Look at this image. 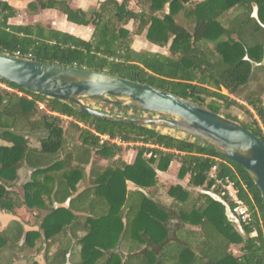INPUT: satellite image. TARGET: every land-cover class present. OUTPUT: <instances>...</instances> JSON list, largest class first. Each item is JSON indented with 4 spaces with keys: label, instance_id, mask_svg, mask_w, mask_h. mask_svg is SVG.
<instances>
[{
    "label": "trees",
    "instance_id": "trees-1",
    "mask_svg": "<svg viewBox=\"0 0 264 264\" xmlns=\"http://www.w3.org/2000/svg\"><path fill=\"white\" fill-rule=\"evenodd\" d=\"M131 1L105 0L87 11L71 9L61 0H37V4L28 6L31 12L38 6L61 12L70 23L92 25L90 40L40 25L10 26L8 20L16 12L0 2V55L30 54V59L36 62L107 73L199 106H205L210 99L206 108L216 114H220L217 102L225 103L226 109L234 106L250 114L246 106L230 95L236 96L248 86L252 64L263 61L264 29L251 18V11L255 4L258 21L264 25V0L195 3L135 0L139 11L129 8ZM229 11L230 15L226 16ZM225 17L227 21L223 22ZM130 22L132 31L126 27ZM142 34L150 44L167 47L168 55L133 50L134 38ZM0 84L21 94L0 87V137L8 143L0 146V210L14 213L23 207L45 208L42 195L52 190L55 201L62 203L86 179L84 166L90 165V187L71 201L69 210H53L43 221L46 238L61 243L50 258L51 264L66 262L70 249L61 240L65 228L71 232L85 230L84 236L76 239L81 246L79 264H121L111 251L123 232L124 217L126 229L121 243L125 249L130 246L128 252L140 250L144 237L153 245L164 244L168 238L164 226L168 214L140 191L127 192L126 183L145 191L155 188L157 172H167L172 164L179 165L177 178L187 179L189 187L221 196L220 189L213 188L214 180L209 178V172L216 167L217 178L228 179L238 198L248 207L251 222L242 225L243 237L228 222L220 203L207 195H194L181 186H170L166 191L173 201L170 206L185 224L200 227L198 236L205 242L197 257L188 238L163 245L161 256L176 257L180 264H264L261 193L242 166L223 157L213 146L191 136L189 139L164 132L160 127L93 117L72 103L27 91L1 79ZM221 88L227 95L221 93ZM244 101L253 108L260 125L257 119L247 124L238 122L240 119L236 117L226 118L264 142V105L252 97ZM256 102L260 105L255 106ZM40 105L44 110L39 109ZM97 111L129 117L137 113L105 102L102 110ZM30 136L37 138L38 148L29 146ZM122 145L136 152L130 164L121 160ZM94 158L108 164L101 166L93 162ZM23 167L34 172L31 182L23 185L22 201L7 187L18 178ZM221 197L233 208L226 196ZM72 210L88 217L74 215ZM181 233L193 235V232ZM39 239V234L30 233L26 245L33 247ZM1 241L5 248L4 235ZM232 245L239 246L238 257L230 251ZM154 262L155 256L149 252L126 264Z\"/></svg>",
    "mask_w": 264,
    "mask_h": 264
},
{
    "label": "water",
    "instance_id": "water-1",
    "mask_svg": "<svg viewBox=\"0 0 264 264\" xmlns=\"http://www.w3.org/2000/svg\"><path fill=\"white\" fill-rule=\"evenodd\" d=\"M0 79L48 98L72 103L79 111L93 117L168 128L199 139L213 146L226 159L242 166L264 200V142L238 123L219 114L170 93L107 73L11 56L0 55ZM81 99H101L110 105L162 115L163 118L103 113L84 105ZM197 192L220 203L228 222L241 236H245L226 201L213 191L200 189Z\"/></svg>",
    "mask_w": 264,
    "mask_h": 264
},
{
    "label": "crops",
    "instance_id": "crops-1",
    "mask_svg": "<svg viewBox=\"0 0 264 264\" xmlns=\"http://www.w3.org/2000/svg\"><path fill=\"white\" fill-rule=\"evenodd\" d=\"M92 1V2H91ZM105 0H71L69 5L74 10L84 11L97 8L99 3ZM120 1V0H118ZM192 2H198L202 0H191ZM0 2L6 3L8 6L15 10V16L8 20V25L10 26H37L40 25L47 29L58 30L61 32L68 33L75 37H78L83 40H90L93 34V28H88V26H79L70 22H65L64 19L57 14L55 15L52 9L42 10L38 8L35 12H31L28 9V6L32 3L37 4V0H0ZM71 8V9H72ZM139 11V10H138ZM257 6L252 4L251 18L258 21L257 18ZM231 11H229L226 16H229ZM64 16V15H63ZM65 20L66 17L64 16ZM227 21V17L223 20ZM264 27V26H263ZM140 37V36H137ZM235 37V36H233ZM136 38V37H135ZM132 45L133 50L138 51L134 48L136 41ZM152 45V44H151ZM153 50L149 52L159 53L162 55L165 54V48H159L154 45ZM147 51V50H145ZM168 55V54H167ZM259 76H262V79L259 80ZM264 56L263 61L260 64H255L252 67L251 84L252 95L250 97L261 100L262 105H264ZM258 81V82H257ZM248 84V85H249ZM246 103V102H245ZM247 105V103H246ZM260 105L258 102L255 103V106ZM251 107V106H250ZM252 108V107H251ZM253 109V108H252ZM254 111V110H253ZM255 112V111H254ZM256 115V113H255ZM257 117V116H256ZM259 125L260 121L257 120ZM264 132V131H263ZM8 145V143H6ZM1 145V146H6ZM32 148H38L36 146H31ZM126 146L122 145L121 160L124 164L126 163L125 154ZM93 162H98L101 166H106L108 163L104 160L93 159ZM130 164V163H128ZM175 168L176 173L172 171ZM179 165L172 164L170 169L167 172H157V185L155 188L150 190H143L136 187L131 182H127V192L140 191L143 193L149 200L153 201L159 207L163 208V211L168 214V221L164 224L168 231V238L162 245H153L149 239L144 237V244L141 246L140 250L136 252H128L130 246H127L126 249L122 245L121 241L123 234L126 229V217L122 219L123 232L120 236L118 244L112 249V253L116 254L121 264H126L132 259L142 258L146 253H153L155 256L154 264H180L178 258L169 256L167 258L161 256V248L163 245H168L171 243L181 242L182 239H187L192 244V253L195 257L200 256L203 249L205 240L200 238L198 234L200 233V227H192L188 224H185L176 209L172 208V199L169 198L166 194L167 189L170 186H181L186 191L194 195H203L197 191L201 188H192L187 185V179L179 180L177 178V171ZM89 171L90 165L84 166V174L86 179L82 181L72 195L67 198L64 202L58 203L54 199L55 191L52 190L50 194H43L42 199L45 204V208H29L23 207L16 209L14 213L4 212L0 210V264H51L50 258H52L58 249L61 247L59 240H54L50 242L44 233L43 221L45 217L50 214L51 211L58 209L69 210L71 208V201L75 200L82 192L90 187L89 183ZM34 170L30 168H21L18 171V178L10 183L7 187V190L16 194L20 200L23 201V185L31 182V176ZM50 186V185H49ZM155 192V195L152 193ZM79 208H82L81 206ZM74 215L80 217H88L87 214L78 212L77 210H72ZM193 232V235L182 234L181 232ZM75 236L73 235V233ZM70 231L68 228L63 230L61 234V240L63 246H69V253L66 255L65 264H79L80 256L79 251L81 249L80 244L77 243L76 239H80L84 236L85 230L77 229L76 231ZM238 232V231H237ZM30 233H37L40 236V239L35 243L33 247L26 245L27 236ZM4 235L7 238V245L2 247L1 237ZM143 235V234H142ZM230 251L235 257L240 255L239 246L232 245ZM110 252V253H111ZM171 252V250H170ZM192 257V256H191ZM193 258H191L192 260ZM103 261V260H102ZM183 261V260H182ZM185 262V261H183Z\"/></svg>",
    "mask_w": 264,
    "mask_h": 264
},
{
    "label": "rangeland",
    "instance_id": "rangeland-1",
    "mask_svg": "<svg viewBox=\"0 0 264 264\" xmlns=\"http://www.w3.org/2000/svg\"><path fill=\"white\" fill-rule=\"evenodd\" d=\"M60 1V0H59ZM61 1H65L67 4H68V6L70 7V8H72L69 4V1L71 2V0H61ZM92 2V1H91ZM72 3V2H71ZM129 8L130 9H132V10H134V11H138L139 10V8H138V6H137V4H136V2H135V0H132L131 2H130V4H129ZM73 9V8H72ZM80 10H82V8H80ZM82 11H84V9L82 10ZM87 11V10H86ZM165 12H167V9H165ZM51 13H54L55 15L57 14L58 16H60V18L62 17L63 19H64V21L65 22H67V19L65 20V18H64V16H63V14L61 13V12H59V11H56V10H54L53 12H51ZM224 22V21H223ZM80 26V25H79ZM82 27H84V26H82ZM128 29H130L131 31L133 30V24H132V22H130L127 26H126ZM88 28H93V26L92 25H89L88 26ZM145 34V33H144ZM144 34H142L140 37H136L135 38V41H136V44H135V46H134V48L136 49V50H138V51H145V50H147V51H152L153 50V46L145 39V36H144ZM165 54L167 55L168 54V48L166 47L165 48ZM264 77V76H263ZM262 79V81H263V78H262V76H259V80H261ZM258 82V81H257ZM251 84H249L244 90H242L238 95H236V96H232V95H230V97H231V99H233V100H235V101H237L238 103H240V104H242V105H244V106H246L248 109H249V111H250V114L248 115V114H246L243 110H241V109H239V108H236V107H230V108H228V109H226L225 108V103H223V102H220V103H218L217 102V104L219 105V107H220V110H219V115H221L222 117H236V118H238V119H240L238 122H240V123H247V124H250V123H252L255 119H257L258 120V118L256 117V115H255V112L253 111V109L250 107V106H248V105H246V103H245V101H244V99L245 98H247V97H250V95H252V91H251V86H250ZM0 87H2V88H6L4 85H2V84H0ZM6 89H8V90H10V91H12V92H15V93H18L17 91H15V90H12V89H9V88H6ZM220 91H221V93L222 94H224V95H227V91L225 90V89H223V88H221L220 89ZM19 94V93H18ZM81 101H82V103L84 104V105H86L87 104V106L88 107H90V108H92V109H95V110H102V107H103V104H104V102L103 101H100V100H91V99H81ZM211 102V100L210 99H207L206 100V102H205V106H201V107H203L204 109H206V110H208L207 108H206V105H207V103H210ZM216 103V102H215ZM39 109L40 110H44V108H43V105H40V107H39ZM39 110V111H40ZM106 113H108V114H114V115H120V114H118V113H110L109 111L108 112H106ZM128 114H132L131 113V111H128ZM135 117H143V118H158V119H161V118H163V116L162 115H156V114H149V113H145V112H141V111H137V113H136V115H135ZM63 119H66V118H63ZM67 120H64V122H66ZM160 129L162 130V131H164V132H167V133H172V134H174V135H177V136H181V137H184V138H191L190 136H188V135H186V134H184V133H181V132H178V131H175V130H171V129H168V128H162V127H160ZM28 139V143H29V145H31V146H36V147H38L39 146V143H38V140H37V138H35V137H33V136H30V137H28L27 138ZM6 141L5 140H3L1 137H0V146L1 145H6ZM124 146H126V145H124ZM126 154H125V159H126V163L128 164V163H132L133 162V160H134V158H135V155H136V152L132 149V148H126ZM172 171H175V168L172 170ZM174 174L176 173V171L175 172H173ZM221 197V196H220Z\"/></svg>",
    "mask_w": 264,
    "mask_h": 264
},
{
    "label": "built area",
    "instance_id": "built-area-1",
    "mask_svg": "<svg viewBox=\"0 0 264 264\" xmlns=\"http://www.w3.org/2000/svg\"><path fill=\"white\" fill-rule=\"evenodd\" d=\"M13 57L18 59L31 60L30 54L22 56L20 52H16ZM19 95L21 94L19 93ZM209 178L214 180L213 188H219L221 196H226L229 202L232 204L233 208L230 207V209L238 219L241 226L248 225L251 222V213L248 207L238 198L237 191L235 190L233 184L228 179H218L216 167H213L209 172ZM228 205L230 206L229 203ZM252 236H254V234H252Z\"/></svg>",
    "mask_w": 264,
    "mask_h": 264
},
{
    "label": "flooded vegetation",
    "instance_id": "flooded-vegetation-1",
    "mask_svg": "<svg viewBox=\"0 0 264 264\" xmlns=\"http://www.w3.org/2000/svg\"><path fill=\"white\" fill-rule=\"evenodd\" d=\"M257 23L264 29V27H263L264 25H262L259 21H257Z\"/></svg>",
    "mask_w": 264,
    "mask_h": 264
}]
</instances>
